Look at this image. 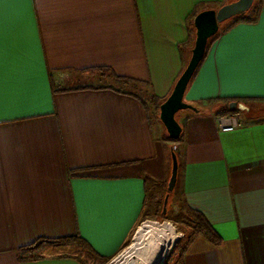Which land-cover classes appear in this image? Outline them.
I'll return each instance as SVG.
<instances>
[{
  "label": "crops",
  "instance_id": "1",
  "mask_svg": "<svg viewBox=\"0 0 264 264\" xmlns=\"http://www.w3.org/2000/svg\"><path fill=\"white\" fill-rule=\"evenodd\" d=\"M227 2L5 6L0 264H83L68 247L114 258L149 212V198L169 192L172 151L179 162L173 200L202 212L222 244L195 233L168 264H264V0L248 12L256 21L211 43L184 97L198 111L178 113L176 150L153 98L160 105L184 69L180 44L192 12ZM227 98H255L247 123L230 132L217 124ZM70 236L86 245L21 249Z\"/></svg>",
  "mask_w": 264,
  "mask_h": 264
},
{
  "label": "water",
  "instance_id": "2",
  "mask_svg": "<svg viewBox=\"0 0 264 264\" xmlns=\"http://www.w3.org/2000/svg\"><path fill=\"white\" fill-rule=\"evenodd\" d=\"M254 1L255 0H233L222 4L218 8H205L195 15L193 21L195 27V41L191 48L190 57L170 95L159 107V118L172 140H178L183 130L182 124L177 118L178 113L186 109L198 111V108L194 104L187 102L184 97L190 80L204 58L209 39L219 31L222 23L233 17L245 15L252 8ZM229 108L231 110L238 108L243 112H249L250 110L247 104L239 103L235 100L229 103ZM178 168L179 162L177 153L172 151L171 176L168 182L169 192L164 199V213L167 212L170 192L174 190L177 182Z\"/></svg>",
  "mask_w": 264,
  "mask_h": 264
},
{
  "label": "trees",
  "instance_id": "3",
  "mask_svg": "<svg viewBox=\"0 0 264 264\" xmlns=\"http://www.w3.org/2000/svg\"><path fill=\"white\" fill-rule=\"evenodd\" d=\"M203 10V9H202ZM201 10H199V8H196L192 14L190 15V26H189V37L187 38L186 41H184L182 44H180V50H181V54H182V57H183V60H184V65H186L187 63V59L184 58V52L185 50H188V51H191V48L194 44V41H195V27H194V17L195 15ZM249 12V11H248ZM248 12L243 15V16H236V17H233L227 21H225L224 23H222L219 31L213 35L208 43H207V47H206V52H205V55H204V58L206 57L207 55V52L210 48V45L211 43L221 34V33H225L227 31H229L233 26H235L236 24L240 23V22H244V21H248V22H254L257 20V16L254 17V18H250L248 16ZM204 58L202 59V61L200 62L198 68L196 69L192 79L190 80V83L191 81L193 80V78L195 77L200 65L202 64ZM185 67V66H184ZM189 83V84H190ZM154 100L157 101V105H159L160 103V99L156 96L153 97ZM229 103L231 101H238L239 103H243V104H248L250 101L252 100H255V98H227L226 99ZM235 111H241L240 109L236 108L234 110H231L228 106V108H226L225 110H223L220 114L221 115H225V114H229V113H232V112H235ZM170 138V137H169ZM171 139V138H170ZM171 196V194H170ZM170 201L168 202V205H169ZM182 208L184 210H186L187 212H189L190 216L192 217V219L194 220V224H193V227H194V232L193 234L195 233H204L212 242L216 243V244H222V239L220 237V235L217 233V231L214 229V227L211 225V223L207 220V218L204 216V214L202 212H199L197 210H194L192 209L191 207H189L187 204H183ZM191 237H187L184 242L182 243L183 246H186L188 245L190 242H191ZM57 242H63V243H78L82 246H85L86 245V242L80 238L79 236H70V237H65V238H56V239H49V238H40L38 240H36L35 242H33L32 244L30 245H27V246H24L23 248H21L22 250H36L38 249L41 245L45 244V243H57ZM65 256H73V255H65ZM43 256L41 254H33L29 257V259H40L42 258ZM75 257L76 259H78L80 262H82L83 264H86L80 257L78 256H73Z\"/></svg>",
  "mask_w": 264,
  "mask_h": 264
},
{
  "label": "rangeland",
  "instance_id": "4",
  "mask_svg": "<svg viewBox=\"0 0 264 264\" xmlns=\"http://www.w3.org/2000/svg\"><path fill=\"white\" fill-rule=\"evenodd\" d=\"M233 1V0H229ZM223 25V24H222ZM220 25V27L222 26ZM189 58V57H188ZM188 60V59H187ZM150 99V98H149ZM264 105V103H261ZM154 114V112H153ZM178 117V115H177ZM172 199L171 197L169 198V205H167V212H163V206H164V199H165V193L161 194L159 199L154 200L153 197L149 198L148 200V206H149V212H146V215L144 218L139 222L138 226L132 233L131 238L128 240L126 246L122 250L121 253L122 256L118 260L116 264H119L124 258L129 251L132 250L133 245H135L137 241V236H138V231L141 226L145 224H157L160 225L164 222H170L172 225L175 227L176 231L180 234L178 239L175 241V243L170 247L169 251L167 252L165 258L163 259L162 264H168L170 258L177 252V248H179L184 240L187 237H190L193 235L194 232V220L190 216L189 212L181 208L180 202L176 204L175 199L173 200L175 196V191L172 192ZM57 243H49L52 245H57ZM62 243V242H60ZM44 245V244H43ZM64 245V244H63ZM42 246V245H41ZM69 249L67 250H73L76 253H78V257H80L86 264H107L110 260H100L95 258L90 252L85 250V248L82 249H75L74 247H68ZM37 250V249H36Z\"/></svg>",
  "mask_w": 264,
  "mask_h": 264
},
{
  "label": "bare ground",
  "instance_id": "5",
  "mask_svg": "<svg viewBox=\"0 0 264 264\" xmlns=\"http://www.w3.org/2000/svg\"><path fill=\"white\" fill-rule=\"evenodd\" d=\"M179 235L168 221L160 225L145 224L140 227L132 250L119 264H162Z\"/></svg>",
  "mask_w": 264,
  "mask_h": 264
},
{
  "label": "built area",
  "instance_id": "6",
  "mask_svg": "<svg viewBox=\"0 0 264 264\" xmlns=\"http://www.w3.org/2000/svg\"><path fill=\"white\" fill-rule=\"evenodd\" d=\"M248 121L245 112L243 111H235L229 114L220 115L217 117V124L221 131L230 132L235 129L243 126ZM177 149V143L174 141L173 150ZM123 253L118 254L114 258H112L107 264H116L118 260L121 258ZM165 258V257H164Z\"/></svg>",
  "mask_w": 264,
  "mask_h": 264
},
{
  "label": "snow or ice",
  "instance_id": "7",
  "mask_svg": "<svg viewBox=\"0 0 264 264\" xmlns=\"http://www.w3.org/2000/svg\"><path fill=\"white\" fill-rule=\"evenodd\" d=\"M22 0H0V105L3 102V90H2V51H3V39L6 26L10 21L5 15V6L21 3Z\"/></svg>",
  "mask_w": 264,
  "mask_h": 264
}]
</instances>
